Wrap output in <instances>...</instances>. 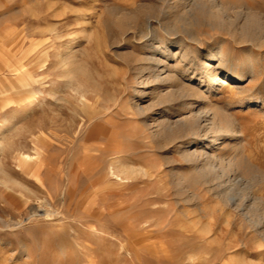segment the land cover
Instances as JSON below:
<instances>
[{"label": "rangeland", "instance_id": "rangeland-1", "mask_svg": "<svg viewBox=\"0 0 264 264\" xmlns=\"http://www.w3.org/2000/svg\"><path fill=\"white\" fill-rule=\"evenodd\" d=\"M0 137V264H264V0H0Z\"/></svg>", "mask_w": 264, "mask_h": 264}, {"label": "bare ground", "instance_id": "bare-ground-1", "mask_svg": "<svg viewBox=\"0 0 264 264\" xmlns=\"http://www.w3.org/2000/svg\"><path fill=\"white\" fill-rule=\"evenodd\" d=\"M189 2V1H188ZM251 12V11H250ZM161 54H165V53H161ZM208 61H206L205 63H203L202 66H199L197 70H199L200 72L202 71L203 74H205V77L207 78V83L210 84L211 89L216 86V85H220L224 86L227 84V79L229 78H235L237 82L241 83L242 79L241 78H236V76H234L233 74L229 73L227 74L225 77L222 78H218L217 74H215V72H213V69L215 68L214 66L211 65V63H216L217 66L216 67H222V66H227L228 63L223 55V52L221 49H218L216 52H214V54H211L208 56ZM149 61L152 62L154 65H156V68H158V66L161 64V58L157 57L155 55H152L149 58ZM165 64V68H163V71H160V73H154L156 75H154V80H158V81H164L166 80V82H171L176 80L175 79V70L177 69L176 67H172L169 66L167 63H163ZM154 68V67H153ZM152 72V71H151ZM197 74V73H196ZM190 75V74H189ZM238 77V76H237ZM177 78V77H176ZM208 84V85H209ZM230 84V83H229ZM175 87V86H174ZM181 93H183V95H186V90L181 89L180 90ZM191 92V91H190ZM188 97V96H187ZM181 98H183L181 96ZM23 103V102H21ZM258 102H254L252 105H256ZM20 106V105H19ZM251 106V105H250ZM227 114V113H226ZM217 115V114H216ZM215 115V112H211V119L215 120V118H218ZM206 116V115H205ZM203 120V119H202ZM204 121V120H203ZM216 121V120H215ZM167 126H169V128H175V129H181V130H185L188 132H194L197 127H198V121H197V117L194 116V113H192L189 109L186 110V112L184 114H182V116H180L177 121L175 122H169L167 124ZM224 124H220L219 125V131L217 133L218 134H222V131L227 128H224ZM165 129V128H164ZM209 129V128H208ZM196 132V131H195ZM201 132V131H200ZM210 132V131H209ZM197 133V132H196ZM206 133V132H205ZM224 133V131H223ZM220 134V135H221ZM205 135V134H204ZM222 136V135H221ZM223 137V136H222ZM3 139L2 137H0V147L3 145ZM219 136L216 138H212V140L209 141V143L211 144L209 147L210 149H213V147L217 146L219 144ZM222 140V139H221ZM197 141V140H196ZM196 150V149H195ZM195 152V151H194ZM196 153V152H195ZM192 154V153H191ZM202 154V153H201ZM197 156V154H196ZM190 157V154H189ZM193 158V157H192ZM206 158V157H205ZM215 162V161H214ZM210 164V163H209ZM226 171V170H225ZM46 214V213H45ZM259 262L264 261V253L259 257Z\"/></svg>", "mask_w": 264, "mask_h": 264}]
</instances>
